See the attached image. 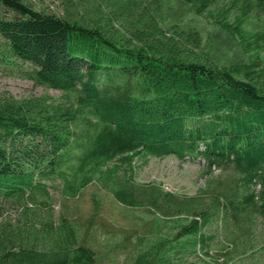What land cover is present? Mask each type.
I'll return each mask as SVG.
<instances>
[{
	"label": "trees",
	"instance_id": "1",
	"mask_svg": "<svg viewBox=\"0 0 264 264\" xmlns=\"http://www.w3.org/2000/svg\"><path fill=\"white\" fill-rule=\"evenodd\" d=\"M106 1L112 15L98 21L62 18L23 0H0L12 14L0 17V37L12 57L29 65L28 80L62 93L57 100H0V199L46 195L42 180L65 177L74 125L88 115L99 127L80 158L81 186L96 173L115 182L121 168L142 154L199 159L206 171L229 167L239 176L244 194L234 213L256 205L255 186L264 211V69L219 66L192 50L186 53L183 42H200L195 27L175 28L174 38L141 0ZM182 1L195 15L237 30L255 57L264 53V23L251 25L264 14V0ZM91 3L65 1L71 10ZM133 185L129 175L110 192L126 207H142ZM65 188L73 191V184L65 181ZM165 195L166 202L158 204L155 197L149 203L166 215L193 216L173 238L183 240L169 248L158 241L133 264H170V250H195L205 242L198 221L207 222L211 214L198 211L194 198L173 203L172 194ZM221 201L216 198L215 204ZM64 228L48 249L0 231V264H98L90 248L76 243L72 228Z\"/></svg>",
	"mask_w": 264,
	"mask_h": 264
},
{
	"label": "rangeland",
	"instance_id": "2",
	"mask_svg": "<svg viewBox=\"0 0 264 264\" xmlns=\"http://www.w3.org/2000/svg\"><path fill=\"white\" fill-rule=\"evenodd\" d=\"M65 1L23 0L35 10L62 18L102 21L103 16L112 15L106 0H89L91 6L74 10L67 8ZM141 4L168 36L177 38L174 34L177 27L196 28L200 42H183L186 53L192 50L219 66L249 64L264 69V53L257 58L248 52L237 30L195 15L182 0H141ZM1 16L10 19L12 14L0 6ZM263 23L264 14H261L252 19L251 25L259 27ZM28 68L29 65L12 57L0 37V100L61 98V92L28 80L25 76ZM69 96L73 99L74 94ZM98 127L88 115L76 122L70 161L62 168L66 175L55 174L42 180L46 195L33 194L30 200L19 201L0 199V231L8 236L18 234L48 249L66 226L74 231L77 244L93 251L98 264H133L139 254L158 241L169 248L183 240L174 243L173 238L180 226L186 225L193 216L166 215L162 208L149 203L155 197L158 204L164 203L168 200L165 194H172L173 203L194 198L196 209L208 211L211 216L207 222L202 217L198 221L200 233L205 237L203 246L195 250L189 247L170 250V264H264V211L257 199L258 186L253 188L256 205L234 213L232 208L241 200L244 189L239 176L229 167L206 171L199 159L179 161L173 156L155 158L143 154L136 157L130 167H122L115 182L104 181L101 174L96 173L91 182L81 186L85 172H77V168ZM129 175L134 182L135 195L144 204L142 207H126L110 192L112 186L124 184ZM65 181L73 184V191L66 190ZM216 198H221L222 205L215 204ZM185 218L188 221H184Z\"/></svg>",
	"mask_w": 264,
	"mask_h": 264
}]
</instances>
